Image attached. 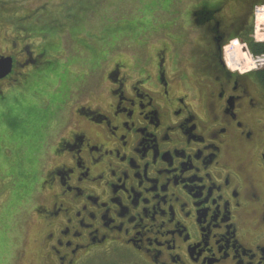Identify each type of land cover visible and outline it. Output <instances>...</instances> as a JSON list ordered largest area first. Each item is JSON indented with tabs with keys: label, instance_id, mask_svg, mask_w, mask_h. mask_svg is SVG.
<instances>
[{
	"label": "flooded vegetation",
	"instance_id": "flooded-vegetation-1",
	"mask_svg": "<svg viewBox=\"0 0 264 264\" xmlns=\"http://www.w3.org/2000/svg\"><path fill=\"white\" fill-rule=\"evenodd\" d=\"M261 4L238 0L235 15L227 0L191 4L161 28L175 36L161 49L100 71L105 100L63 121L59 161L29 196L42 197L33 264H264L262 75L223 62ZM187 39L180 68L173 49ZM29 50L0 54L11 59L0 88L34 64Z\"/></svg>",
	"mask_w": 264,
	"mask_h": 264
},
{
	"label": "rangeland",
	"instance_id": "rangeland-1",
	"mask_svg": "<svg viewBox=\"0 0 264 264\" xmlns=\"http://www.w3.org/2000/svg\"><path fill=\"white\" fill-rule=\"evenodd\" d=\"M209 1L0 0V54L17 52L28 44L27 52L39 56L30 55L34 64L27 66L22 74L26 76L13 77L18 81L9 80L0 88V99H4L0 105V264L35 262L31 253L37 229L31 225L36 220L31 212L42 197L39 200V188L35 196H29L59 161L53 149L62 136L63 121L78 119L72 113L80 106L95 108L105 100L100 71L122 58L137 60L161 49L169 35L174 36L161 28L170 25L171 30L172 25L182 24L191 4ZM237 1L227 0L230 12ZM257 25L264 35V22ZM183 44L172 48L180 68L184 62L190 65L188 57L193 54L191 39ZM235 49L226 48V61ZM236 60L226 62L233 74L263 70L239 74L232 65L246 61L236 64Z\"/></svg>",
	"mask_w": 264,
	"mask_h": 264
},
{
	"label": "built area",
	"instance_id": "built-area-1",
	"mask_svg": "<svg viewBox=\"0 0 264 264\" xmlns=\"http://www.w3.org/2000/svg\"><path fill=\"white\" fill-rule=\"evenodd\" d=\"M264 9V7H261V8H257L256 9V11H255V16H256V18L258 17V16H260L259 14L261 13V11ZM256 33L259 35V36H263L262 38H260L261 40H263L264 41V35H261V33H260V26H257V28H256ZM248 56H249V54L248 53H246ZM239 63H241V62H238V64ZM264 65V55L263 56H261V57H256V58H251L250 56H249V60L248 61H246V64L245 65H241V64H239L238 65V68L237 69H240V68H254V67H257V66H263Z\"/></svg>",
	"mask_w": 264,
	"mask_h": 264
},
{
	"label": "trees",
	"instance_id": "trees-1",
	"mask_svg": "<svg viewBox=\"0 0 264 264\" xmlns=\"http://www.w3.org/2000/svg\"><path fill=\"white\" fill-rule=\"evenodd\" d=\"M243 42L248 44V47L252 55L257 56V55L264 54L263 44H254L249 38H245ZM259 74L262 75L261 83L264 85V69Z\"/></svg>",
	"mask_w": 264,
	"mask_h": 264
},
{
	"label": "bare ground",
	"instance_id": "bare-ground-1",
	"mask_svg": "<svg viewBox=\"0 0 264 264\" xmlns=\"http://www.w3.org/2000/svg\"><path fill=\"white\" fill-rule=\"evenodd\" d=\"M260 16H258V20H263L264 22V9L261 11V13L259 14ZM235 49V48H234ZM247 55L246 53H244V51L240 50V47H237V49L235 51H233L230 55H229V60L233 61L234 59H246ZM226 58V57H225ZM248 59V57H247ZM227 62V61H226ZM231 63V62H230ZM238 64V63H237Z\"/></svg>",
	"mask_w": 264,
	"mask_h": 264
},
{
	"label": "water",
	"instance_id": "water-1",
	"mask_svg": "<svg viewBox=\"0 0 264 264\" xmlns=\"http://www.w3.org/2000/svg\"><path fill=\"white\" fill-rule=\"evenodd\" d=\"M11 59L0 58V79L4 78L10 73Z\"/></svg>",
	"mask_w": 264,
	"mask_h": 264
}]
</instances>
